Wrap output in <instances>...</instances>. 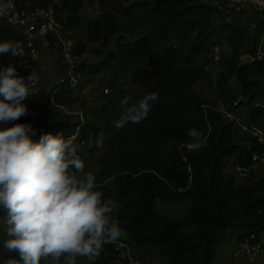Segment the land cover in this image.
<instances>
[{
    "label": "trees",
    "instance_id": "trees-1",
    "mask_svg": "<svg viewBox=\"0 0 264 264\" xmlns=\"http://www.w3.org/2000/svg\"><path fill=\"white\" fill-rule=\"evenodd\" d=\"M16 3L20 11L54 6L65 30L80 28L82 10L93 5L99 13L87 25L90 42L106 44L109 37L118 34L114 48L98 63L77 59L86 45L75 41L74 55L83 72L81 83L85 75H97L103 86L98 94L100 103L89 113L81 117L61 110L74 101V89L60 86L59 80L46 95L48 107L40 111L28 108V114L15 123H31L37 133L32 137L35 141L48 132L92 141L85 146V171L94 173L105 198L113 196L117 219L125 232L123 240L135 254L159 259V264H215L218 247L231 236L237 235L240 242L264 232V174L250 171L249 181L237 185L227 171L230 163L252 169L254 155L261 147L255 137L236 132L237 124L198 91L199 81L212 68L209 54L214 45L206 42L220 19L221 28L230 32L231 51L223 53L218 63L215 96L220 108L231 109L239 95L231 85L236 80L246 97L240 105H251L248 123L264 131V56L250 64L240 61L247 43L255 47L248 51L256 49L264 14L255 12L247 17L246 8L232 9L238 18L233 17L231 24L224 20L232 14L208 0H63L61 6L53 5V0ZM254 26L259 30L257 39H248V29ZM0 40L14 41L18 47L27 43L23 30L6 21L0 22ZM49 40L58 42L52 35ZM57 47L62 74L65 64L62 48ZM9 64L0 60V68ZM31 64L17 68L18 74L27 77L32 70L37 72L38 61ZM39 83L40 92L35 96L45 89ZM107 86L111 93L105 92ZM153 92L158 99L150 102L145 119L128 120L116 127L125 97H130L131 107ZM193 128L199 141L188 135ZM113 186L117 187L115 194ZM186 200L190 206L183 219L166 218L157 212L158 203ZM227 230L234 232L227 234ZM119 262L122 264L113 245L105 244L94 264ZM41 264L51 263L42 259Z\"/></svg>",
    "mask_w": 264,
    "mask_h": 264
},
{
    "label": "clouds",
    "instance_id": "clouds-1",
    "mask_svg": "<svg viewBox=\"0 0 264 264\" xmlns=\"http://www.w3.org/2000/svg\"><path fill=\"white\" fill-rule=\"evenodd\" d=\"M12 6V0H0V17ZM0 54L21 56L18 44L8 40H0ZM38 78L34 70L19 75L13 64L0 68V212L6 213L0 224L7 264H41L42 259L77 264V258L94 264L105 244L124 236L110 215L116 205L104 197L94 173L85 171L74 137L48 132L35 141L31 123H15L28 114L24 101L33 96ZM129 99L121 101L116 127L145 119L158 94L149 93L131 107ZM188 135L199 141L195 128Z\"/></svg>",
    "mask_w": 264,
    "mask_h": 264
},
{
    "label": "built area",
    "instance_id": "built-area-1",
    "mask_svg": "<svg viewBox=\"0 0 264 264\" xmlns=\"http://www.w3.org/2000/svg\"><path fill=\"white\" fill-rule=\"evenodd\" d=\"M224 2L227 7L228 13H232V9H244L247 6L253 7L254 11L264 14V0H220ZM12 8L8 10V13L4 17H0V22L6 21L14 27H18L23 30V33L27 37V43L23 46L18 47V51L21 56L13 57L10 55L8 60L11 64L15 65L16 68H29L33 66L31 63L38 61L39 58V48L38 40L48 41L49 36H56L60 47L62 48V55L65 67L63 68V73L60 75V86L69 87L76 89L82 81L83 72L80 69L76 56L74 55L75 41L72 37L65 33V28L63 24L58 20L56 10L54 6L50 7H34L29 9H24L20 11L17 7L16 0H12ZM213 58L215 63H219L222 58V52L220 46H214L213 48ZM259 55L258 58H262ZM256 58H253L251 62H246L245 64H250L254 62ZM39 92L38 81L33 85V94ZM105 92L108 93L109 89L106 88ZM244 97L241 96L237 98L233 106L237 107ZM226 117L236 124L239 123L238 119L235 118L231 110H226ZM237 121V122H235ZM246 125V124H244ZM242 125V128L246 131L251 132L257 139L258 145H260V153L254 155V165L252 169H255L259 164L264 163V131L261 127L254 126L249 123V126ZM75 143L80 147L85 144V140H79L77 135H73ZM78 157L82 160L85 156L78 152ZM240 168V167H239ZM243 170L242 168H240ZM251 170V169H250ZM248 171V170H243ZM261 240L258 241V238ZM257 240V241H256ZM114 248L115 254L118 256L122 264H154V260L144 259L137 254H135L129 245L123 240L119 239L115 243H111ZM238 256L244 257L253 261L257 256L264 253V232L261 234H252L248 238L238 243V249L236 251ZM51 263V261L49 260ZM0 264H4L0 260ZM63 264V260H61Z\"/></svg>",
    "mask_w": 264,
    "mask_h": 264
},
{
    "label": "crops",
    "instance_id": "crops-1",
    "mask_svg": "<svg viewBox=\"0 0 264 264\" xmlns=\"http://www.w3.org/2000/svg\"><path fill=\"white\" fill-rule=\"evenodd\" d=\"M21 1H23L25 4L30 3V0H21ZM62 1L63 0H53V5L57 4L61 6ZM208 2L210 3V5L214 6L215 8L221 11L228 12V10L226 9L227 5L224 2L220 0H208ZM246 10H248V12L246 13V16L253 17V15L255 14L253 7H246L245 11ZM252 11L254 13L250 14V12ZM98 13H99L98 7H95L89 4L86 5L85 8L81 12L83 25L76 30H68V29L65 30V33L68 36L75 39L74 41H76V43L82 42L83 44L86 45V49H84L83 53L77 56V59H79L80 61L85 60L90 63H93V62L98 63L100 60H102L107 55L109 51H111L114 48V41L118 34L114 37H109L106 44H101V43L94 44L90 42L89 36L87 34L88 33L87 25L92 18L98 15ZM60 15L63 16V14H60ZM235 17L238 18V15H236ZM261 35L264 38V34H261ZM105 41L106 40H104V42ZM37 43H38V48H39V58H38V67H37L38 68L37 73L39 77L37 80L38 87L40 85L39 83L40 81L41 84H43L45 89L43 93L40 95L35 96L33 94V96L26 98L24 103L27 105V108L40 111L41 109L48 107V100H47L46 95L48 94V91L50 89H52L56 84L59 83L61 69L58 63L59 49L57 47V44L59 45V43L56 41L51 42L50 40L46 42L38 40ZM262 47L264 50L263 44H262ZM10 55L11 54L9 55L0 54V60L2 61L8 60L10 58ZM92 56H94L93 59L90 58ZM8 61L11 63L10 60ZM98 78H100V76L85 75L84 80L81 83V85L77 87L73 92L74 101L69 105L60 107L61 110L64 112L79 113L81 117H83L85 113H89L96 106V104H98L97 103L99 99L98 94L100 92V89H102L101 87H99ZM234 84L235 85L233 87L235 88V91L239 93L238 98H240L243 95L238 87V83L236 82V80H234ZM92 90L97 92V96H94L92 94ZM39 92H40V87H39ZM245 99L246 97H244L242 100H245ZM232 109L233 108L231 107V109H226V110H232ZM249 111L247 113L246 122H244V120L242 119V122H239L235 126V131L238 132L239 134L240 132L243 133L241 129L242 125L248 122ZM242 116L243 115L240 114V117L244 118V116L243 117ZM6 126H11V125H6ZM249 145L250 143L248 144V146ZM254 170H255L254 172L255 175L264 174V163L259 164ZM227 171L228 173L234 176L237 185H242L245 182V178L247 176L245 171H242L239 167L235 166L233 163H230L227 166ZM115 193H117V187L113 186V194ZM116 212H117V206L115 207V209L110 215L114 221L119 222L117 219ZM4 215H6V213L0 212V216H4ZM124 236H125V232H124ZM124 236H122L120 239H123ZM3 239H6V236L4 235V226L0 224V250L2 252V254H0V258L4 264H7V261L10 260V257L6 255V249L2 247ZM238 243H239L238 241H234L232 242L231 245H229V247L224 252L223 251L219 252V256H222V261H223L222 264H247V262L243 258H241V256H238L236 253L238 249ZM11 255L13 258L19 259L16 253H12ZM154 260L157 261L158 259H154ZM86 262H87L86 258H77V264H85ZM257 264H264V258L262 259L261 263L259 262Z\"/></svg>",
    "mask_w": 264,
    "mask_h": 264
},
{
    "label": "rangeland",
    "instance_id": "rangeland-1",
    "mask_svg": "<svg viewBox=\"0 0 264 264\" xmlns=\"http://www.w3.org/2000/svg\"><path fill=\"white\" fill-rule=\"evenodd\" d=\"M230 16L231 17H229V18L226 17L224 21H226L227 23L233 24V22H234L233 21V17L235 18V16L233 14L230 15ZM222 22L223 21H221L220 19H217V21L214 23V26H213V33H212L211 39L209 41H207L206 43L208 45H210V46H213V45L214 46H220L221 49H222V54L224 53L225 55H228L230 53V51H231V46L229 44V39H228V34H230V32L228 30H226V29L224 30V29L221 28ZM256 30H258L256 28V26H254V28L251 29V31L248 29V31H249L248 39L251 38L252 40H254L255 37L257 39ZM261 34H264V27L262 28ZM261 34H260L258 43L256 42V46L257 47H256V49L254 51L250 52L255 47L248 46V43H247L246 50H244L240 54L241 63L245 64L246 62H251V60L253 58L257 59L259 55L264 56V50H263V47H262V44L264 46V38H263V36ZM249 49H251V50L248 51ZM211 53L209 54V56H210V63H212V68L209 67V69H210L209 70V75L205 79L199 81L198 91L201 92L202 94H205L206 96L210 97V99H212L216 103L217 108L220 109V110H223L225 112L226 109H229V108L225 107V106H221V108H220L219 100L215 96V79H216V77L218 75L220 66H219L218 63L213 62V60H212L213 58L212 57H214V56H213V53L212 54ZM93 57L94 56H92L90 58L93 59ZM98 80H99V87L103 88V86H102V84L100 82L101 78H98ZM231 85H233V86L235 85L234 81H233V83L231 82ZM108 88H109V92L111 93L112 89L110 87H108ZM92 94L94 96H97V92L94 91V90H92ZM244 101H246V99ZM97 103L98 104L100 103L99 99H98ZM232 108L233 109L231 110V112L234 114L235 118H237L239 122H242V119L244 120V122H246L247 113L250 110L251 105H249V104H241V105H239L237 107L232 106ZM240 114L243 115L244 118H241ZM235 122H237V121H235ZM247 125L249 126L248 122L246 123V125H244V127L247 126ZM252 125H254V124H252ZM254 126H257V125H254ZM257 127H259V126H257ZM241 129H242V132H243L242 134H247V135H249L251 137H254V135L251 132L244 130L242 127H241ZM90 139H92V138H90ZM85 141H86L85 144L82 145V147H80V150H79V152L82 155H84V156H85V146L92 145V141H90V142H87V140H85ZM248 142H250V141H248ZM253 170L254 169H251V170H248V171L245 172L247 176L245 178V182L244 183L249 181L250 171L253 172ZM113 203L115 204V202H113ZM189 206H190V201L186 200V201H183V202L177 203V204L176 203H169V204L158 203V206H157L156 209H157V212H158L159 215H163L166 218L183 219V218H185V216L188 213L187 211L189 210ZM233 232L234 231H232V230H227L226 233L227 234L228 233L232 234ZM236 238H237V235H233V236H231L228 239V241L225 244L220 245L218 247V256H217V259L215 260V264H222L223 263L222 256H219V252L220 251L224 252L229 247V245L232 244V242L237 241ZM0 254H2V252ZM261 257H262V259L264 258V253H262L259 256H257L253 261H250L249 259L244 258V257H241V258H243L247 262V264H257L259 262L260 263L262 262ZM0 260H1V258H0ZM159 261H160L159 259L157 261L154 260V264H159ZM119 264H120V262H119Z\"/></svg>",
    "mask_w": 264,
    "mask_h": 264
}]
</instances>
